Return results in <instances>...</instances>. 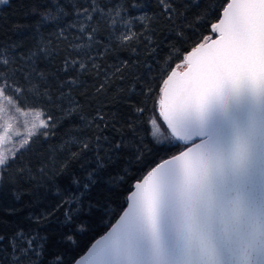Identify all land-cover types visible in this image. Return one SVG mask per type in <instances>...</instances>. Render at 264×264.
Returning <instances> with one entry per match:
<instances>
[{"label": "snow or ice", "instance_id": "snow-or-ice-1", "mask_svg": "<svg viewBox=\"0 0 264 264\" xmlns=\"http://www.w3.org/2000/svg\"><path fill=\"white\" fill-rule=\"evenodd\" d=\"M140 7L134 0H49L44 10L33 9L40 17L34 46L0 51V97L11 103L5 93L31 92L47 97L65 119L79 116L76 135L52 150L64 155L61 174L73 163L82 173H70V187H56L55 203L37 184L29 207L44 206L25 217L32 227L0 231V264H38L48 251L41 229L61 209L63 223H71L94 186L103 181L115 191L139 168L149 170L133 179L116 223L83 256L66 261L57 254L49 264H264V0H155V12L130 14ZM45 24L55 26L47 37L39 32ZM53 41L55 51L66 44L67 54L56 72L42 71L39 61L55 54ZM121 50L135 61L117 56L108 64ZM154 79L162 84L158 107ZM113 85L129 100L138 98L129 103L130 138L115 142L103 135L102 107L89 118L77 99L90 103ZM40 116L46 119L18 150L0 152V194L12 184L15 201L21 199L15 185L34 179L21 158L25 146L56 134L57 119L49 110ZM64 239L75 242L71 235Z\"/></svg>", "mask_w": 264, "mask_h": 264}, {"label": "trees", "instance_id": "trees-1", "mask_svg": "<svg viewBox=\"0 0 264 264\" xmlns=\"http://www.w3.org/2000/svg\"><path fill=\"white\" fill-rule=\"evenodd\" d=\"M117 0H113V3ZM120 3H132L133 0H119ZM134 2L141 5L140 8L129 9L133 16L140 15L144 12L151 14L157 9L155 7V0H134ZM49 6V0H9L7 5H0V51L5 48L16 45L19 52H27L32 48L37 39V24L40 20L38 15L33 14V9L42 11ZM39 32L45 37L55 32V26L51 24L42 25ZM207 34V33H205ZM162 35V34H161ZM100 39H104L103 36ZM55 41H53V49L55 54L51 59H41L39 61V68L42 71L56 72L62 64V58L67 54L66 44L61 43L58 51H55ZM167 48L161 52L164 56ZM121 59H130L135 61L136 57L130 51L121 50L109 55L107 59L108 64L115 63V57ZM159 59V58H157ZM174 61L173 63H178ZM153 76L159 75V69L154 66ZM88 83H93L92 79H88ZM153 87L156 89L157 100L161 95L160 88L162 87L159 79L151 81ZM120 88L127 87L126 84L118 85ZM10 95L21 108L36 109V110H49L50 114L57 119L58 127L54 137L49 138L47 141L43 137L34 139L30 146H25L22 159L25 163L30 162V167L33 169L32 175L34 179H22L15 188L21 193V199L15 201L12 196L13 185L6 186V192L0 194V231H7L10 225L19 224L23 228L32 227L28 220L25 219L29 211H38L44 205H37L29 207L33 204L35 194L37 192V184L39 194L44 195L47 192V201L55 203L57 201L56 187L68 188L70 187V173L74 172L77 175H82L78 164L73 163L69 173L61 174L59 168L64 161V155L60 152H54V146L62 144L65 140L69 139L70 135H76V129L81 126L79 116H74L71 119H65L59 109L47 103V97H39L33 95L31 92L24 94H13L12 92L6 93ZM81 104L84 105L85 115L89 118L95 115V109L102 107V111L107 114L106 120L108 127L103 130V135L110 138L113 142L119 140L121 136L126 139L130 138L127 129V121L134 119L132 109L129 103L137 101V96L133 95L131 100L128 99L127 94L117 92V85L110 86L106 95H101L99 98L89 97L90 103H86L84 98L77 96ZM151 107V104L149 105ZM73 131L70 132L69 130ZM142 136H146V128L139 129ZM145 143H148L145 139ZM74 150V149H73ZM164 155V154H161ZM157 160L159 157L156 158ZM149 167L153 165L152 158H149ZM19 163L14 165L13 168L19 167ZM40 169H44L41 174ZM148 168L133 169L134 176L127 180L126 184L121 185L117 190L112 191L109 187L101 181L87 194L83 201V210L74 216L71 223L65 224L63 209L57 213V216L43 229L42 232L48 234V244L46 255L40 258L38 264H49L55 255L64 254L66 261H72L77 256L85 251L89 244L102 232H104L109 225L118 216L117 213L121 212L125 206V198L131 190L133 179L140 178ZM112 169H109L111 172ZM107 178V173L104 174ZM89 204L94 207L89 208ZM9 206H14L20 209L19 212L11 214L5 209ZM111 213V215H108ZM83 225L84 231H79L78 226ZM65 235H71L74 239L67 241L64 239Z\"/></svg>", "mask_w": 264, "mask_h": 264}, {"label": "rangeland", "instance_id": "rangeland-1", "mask_svg": "<svg viewBox=\"0 0 264 264\" xmlns=\"http://www.w3.org/2000/svg\"><path fill=\"white\" fill-rule=\"evenodd\" d=\"M5 95L11 98V103L0 97V106L4 108V111L0 112V135H4L5 129H8V139L0 142V152L10 155L12 150L20 148L23 140L29 139L30 132L37 131L33 125L39 126L40 119L46 117L38 118L37 113L42 112L41 110L21 108L10 95ZM17 133L20 135H16Z\"/></svg>", "mask_w": 264, "mask_h": 264}, {"label": "water", "instance_id": "water-1", "mask_svg": "<svg viewBox=\"0 0 264 264\" xmlns=\"http://www.w3.org/2000/svg\"><path fill=\"white\" fill-rule=\"evenodd\" d=\"M180 70H182V69H178V71H180ZM161 95H162V93H161ZM152 166H154V165H152ZM149 170V169H148ZM147 172V171H146ZM146 172L144 173V174H146ZM130 191H132V188H131V190ZM129 191V192H130ZM128 192V193H129ZM128 195V194H127ZM124 207H126V204H125V206ZM123 210V209H122ZM119 219V215L115 218V220L109 225V227L104 231V232H102L100 235H98L90 244H89V246L85 249V251L83 252V253H81L79 256H77L76 258H79L80 256H83L86 252H87V250H88V248L95 242V240H97V239H99L102 235H104L110 228H111V226L113 225V224H115L116 223V221Z\"/></svg>", "mask_w": 264, "mask_h": 264}]
</instances>
